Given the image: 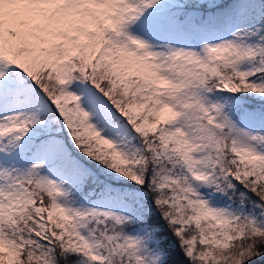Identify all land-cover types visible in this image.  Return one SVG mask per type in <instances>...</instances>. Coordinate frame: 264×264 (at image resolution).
Listing matches in <instances>:
<instances>
[{"label":"snow or ice","instance_id":"6c2138e0","mask_svg":"<svg viewBox=\"0 0 264 264\" xmlns=\"http://www.w3.org/2000/svg\"><path fill=\"white\" fill-rule=\"evenodd\" d=\"M0 264H264V0H0Z\"/></svg>","mask_w":264,"mask_h":264}]
</instances>
